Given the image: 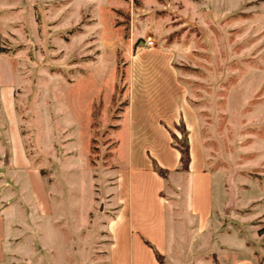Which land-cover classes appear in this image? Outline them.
<instances>
[{"label":"rangeland","instance_id":"1","mask_svg":"<svg viewBox=\"0 0 264 264\" xmlns=\"http://www.w3.org/2000/svg\"><path fill=\"white\" fill-rule=\"evenodd\" d=\"M3 75L1 264H133V120L184 98L215 206L198 232L186 177L169 178L164 263L264 264V0H0Z\"/></svg>","mask_w":264,"mask_h":264},{"label":"crops","instance_id":"2","mask_svg":"<svg viewBox=\"0 0 264 264\" xmlns=\"http://www.w3.org/2000/svg\"><path fill=\"white\" fill-rule=\"evenodd\" d=\"M5 80V75H3L0 83V115H4L10 121V117L13 115V87L10 83L6 85ZM181 118L184 119L190 130L192 160L189 172L179 170L181 154L172 146V137L166 128L168 126L175 130V125L180 122ZM133 121H135L133 122L134 137L139 140L142 147L135 148L130 169L127 170L124 178L123 187L127 202V228L124 233L128 237L133 264H165L158 260L155 251L163 257L168 252L170 200L166 191L169 187V178L177 174L186 177L187 207L198 232L207 231L211 224L215 206L214 178L206 167L199 125L194 121L191 108L185 98L180 100L179 106L169 117L159 116L154 122L151 121L149 125L145 124L144 126H138L136 117ZM137 144L139 146L138 142ZM4 158L3 162L6 163L8 158L6 157V160ZM153 159L163 168L170 170L167 178L154 171ZM115 230L118 235L119 228L115 227ZM119 239L120 236H117L118 243ZM3 250L0 242V264L4 258ZM228 260L229 256L224 254L219 260V264H228ZM232 264L257 263L244 258L237 259Z\"/></svg>","mask_w":264,"mask_h":264},{"label":"trees","instance_id":"3","mask_svg":"<svg viewBox=\"0 0 264 264\" xmlns=\"http://www.w3.org/2000/svg\"><path fill=\"white\" fill-rule=\"evenodd\" d=\"M163 124L165 125L164 122ZM166 128L171 134L172 146L176 148L181 154L179 170L183 172H189V167L192 160L190 153V141H189L190 130L187 128L183 118H181L180 122L175 125V129L181 134V136H179L174 129L169 128L168 126H166ZM152 165L155 172H157L162 177L167 178L168 174L170 173V170L160 166L159 163L154 159L152 161ZM147 243L150 244L149 242ZM155 253L157 255L158 260L161 263H164L163 256L160 255L157 251H155Z\"/></svg>","mask_w":264,"mask_h":264},{"label":"built area","instance_id":"4","mask_svg":"<svg viewBox=\"0 0 264 264\" xmlns=\"http://www.w3.org/2000/svg\"><path fill=\"white\" fill-rule=\"evenodd\" d=\"M148 43H149V45H153V44H154V42H153V41H149Z\"/></svg>","mask_w":264,"mask_h":264},{"label":"water","instance_id":"5","mask_svg":"<svg viewBox=\"0 0 264 264\" xmlns=\"http://www.w3.org/2000/svg\"><path fill=\"white\" fill-rule=\"evenodd\" d=\"M4 160H6V156H5Z\"/></svg>","mask_w":264,"mask_h":264}]
</instances>
